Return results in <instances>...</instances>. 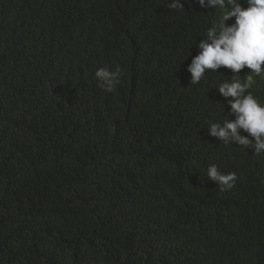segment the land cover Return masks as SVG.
Listing matches in <instances>:
<instances>
[{"label":"trees","instance_id":"1","mask_svg":"<svg viewBox=\"0 0 264 264\" xmlns=\"http://www.w3.org/2000/svg\"><path fill=\"white\" fill-rule=\"evenodd\" d=\"M172 2L0 0V264H264V154L208 132L231 71H187L222 10Z\"/></svg>","mask_w":264,"mask_h":264},{"label":"clouds","instance_id":"2","mask_svg":"<svg viewBox=\"0 0 264 264\" xmlns=\"http://www.w3.org/2000/svg\"><path fill=\"white\" fill-rule=\"evenodd\" d=\"M199 4L202 9H220L217 21L206 31V37L197 44L199 54L192 59L187 71L191 74L190 84H199L208 75L206 70L217 72L221 68L231 71L233 79L222 82L217 88L230 107L235 120L226 117L222 123H211L209 135L224 144L235 142L239 146L254 149L257 155L264 154V103L249 91L256 83L255 76L264 77V0H186ZM246 5V6H245ZM170 9H184L182 0L169 3ZM234 18V23L227 22ZM250 72L241 76L243 69ZM122 70L108 67L98 68L95 76L106 92L115 91ZM240 77H243L241 80ZM247 133L241 136L239 133ZM207 176L218 182L219 189H231L238 179L235 173H222L217 166L208 168Z\"/></svg>","mask_w":264,"mask_h":264}]
</instances>
